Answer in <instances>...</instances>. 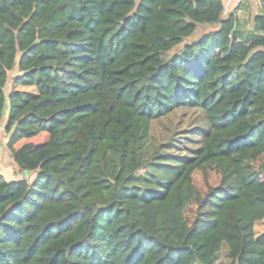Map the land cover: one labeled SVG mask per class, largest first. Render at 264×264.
<instances>
[{
	"label": "trees",
	"instance_id": "16d2710c",
	"mask_svg": "<svg viewBox=\"0 0 264 264\" xmlns=\"http://www.w3.org/2000/svg\"><path fill=\"white\" fill-rule=\"evenodd\" d=\"M236 9L0 0V123L34 173L0 174V264H215L223 242L264 264V11L243 35ZM14 69L35 93L6 92ZM181 108L201 115L187 152L147 147Z\"/></svg>",
	"mask_w": 264,
	"mask_h": 264
},
{
	"label": "rangeland",
	"instance_id": "374dc122",
	"mask_svg": "<svg viewBox=\"0 0 264 264\" xmlns=\"http://www.w3.org/2000/svg\"><path fill=\"white\" fill-rule=\"evenodd\" d=\"M199 27L193 34V38L195 39L209 29V26ZM211 28L215 29L217 26L215 25ZM18 73L17 69H14L9 73V85L6 86V92H9V90L14 87L12 84V78ZM16 87L29 93H35V89L33 87L22 85H17ZM6 115L7 112L5 110L3 120L6 119ZM200 122L201 115L196 110L184 108L174 110L170 114L152 122L147 140V147H152L156 144L160 152H170L176 155L184 154L187 152V145H185L186 143L184 142L183 136L189 134L188 132L191 131L190 128H193ZM6 138L7 136L4 132L3 123H0V172L4 175L6 180L22 178L32 180L34 177L33 172H21L15 167L14 162L11 159V155L5 147ZM254 230L257 234L264 231V219L255 223ZM223 248H227V244L224 242L221 244L216 258L219 262L218 264H222L224 259L227 258V253H221Z\"/></svg>",
	"mask_w": 264,
	"mask_h": 264
},
{
	"label": "crops",
	"instance_id": "0c3cea01",
	"mask_svg": "<svg viewBox=\"0 0 264 264\" xmlns=\"http://www.w3.org/2000/svg\"><path fill=\"white\" fill-rule=\"evenodd\" d=\"M222 2L224 4L223 17H227L233 12L235 8H237L235 11V15H236V18L239 24V29L243 35L248 33L255 26L253 17L257 14L263 13L264 11L263 9L257 8L255 0H222ZM8 85L9 83L7 82L6 86ZM16 86L17 85H14L16 89H19ZM19 90H22V89H19ZM22 172H30V171H22ZM0 174L4 177V175L1 172ZM221 253H227V248H223L221 250ZM228 261H229V258L227 257L224 259L222 264H227ZM218 263L219 262L216 259L215 264H218Z\"/></svg>",
	"mask_w": 264,
	"mask_h": 264
},
{
	"label": "built area",
	"instance_id": "2783aa9c",
	"mask_svg": "<svg viewBox=\"0 0 264 264\" xmlns=\"http://www.w3.org/2000/svg\"><path fill=\"white\" fill-rule=\"evenodd\" d=\"M255 3H256L257 8L264 9V5L261 0H255ZM263 35H264V31H263Z\"/></svg>",
	"mask_w": 264,
	"mask_h": 264
}]
</instances>
